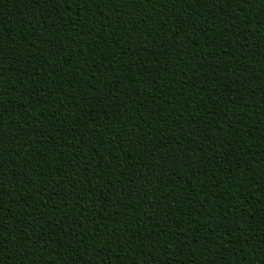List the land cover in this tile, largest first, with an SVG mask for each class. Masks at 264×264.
Masks as SVG:
<instances>
[{
	"label": "trees",
	"instance_id": "1",
	"mask_svg": "<svg viewBox=\"0 0 264 264\" xmlns=\"http://www.w3.org/2000/svg\"><path fill=\"white\" fill-rule=\"evenodd\" d=\"M0 46V264H264V0H0Z\"/></svg>",
	"mask_w": 264,
	"mask_h": 264
},
{
	"label": "snow or ice",
	"instance_id": "2",
	"mask_svg": "<svg viewBox=\"0 0 264 264\" xmlns=\"http://www.w3.org/2000/svg\"><path fill=\"white\" fill-rule=\"evenodd\" d=\"M57 3L60 2V0H56ZM84 2L86 3H92V4H96L98 2H104V0H84ZM142 2V0H141ZM173 2H175V0H173ZM194 2L199 3L200 0H194ZM247 2V0H237V3H244ZM64 3H67V0H64ZM181 23H184V21H181ZM178 34V33H177ZM0 59H3V54H2V46H0ZM3 74L0 73V76H2ZM0 83H2V80H0ZM0 95H3V93H0ZM0 119H2V114H0ZM192 143H194V141H192ZM0 146H2V137H0ZM218 147H222V145H218ZM0 155H2V153H0ZM17 155H19V153L17 152ZM3 165L0 164V169H2ZM4 173L0 172V187H2V182H3V178H4ZM39 237H37L38 239ZM79 243H82V241H80Z\"/></svg>",
	"mask_w": 264,
	"mask_h": 264
}]
</instances>
